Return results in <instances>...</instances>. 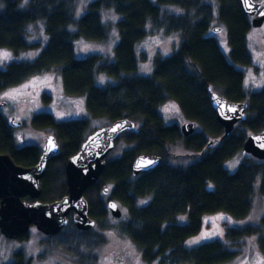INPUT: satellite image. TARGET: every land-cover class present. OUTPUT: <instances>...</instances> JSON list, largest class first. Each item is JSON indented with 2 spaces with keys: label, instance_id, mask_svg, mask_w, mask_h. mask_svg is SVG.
Listing matches in <instances>:
<instances>
[{
  "label": "trees",
  "instance_id": "16d2710c",
  "mask_svg": "<svg viewBox=\"0 0 264 264\" xmlns=\"http://www.w3.org/2000/svg\"><path fill=\"white\" fill-rule=\"evenodd\" d=\"M215 1L216 14L205 0H93L75 19L73 0H0V49L13 56L39 50L32 60L11 62L0 70V96L23 87L35 76L56 73L66 97L83 99L88 119L104 120L108 125L128 119L137 126L116 140L115 145L123 142L127 148L118 157L106 159L98 182L84 193L94 228L78 231L70 214L60 233L45 237V248L80 257L83 250L93 251L103 244L102 232L114 229L132 243L145 264H228L238 255L233 249L238 242L251 237L264 257V217L254 226L224 230V241L184 247L200 233L204 216L220 214L234 221L247 218L256 181L264 197V161L242 151L249 135L264 130V83L258 91H246L244 74L235 68L254 63L247 39L251 19L242 13L238 0ZM168 7L178 8L179 13L162 9ZM104 9L119 17L112 59L100 55L78 58L77 41L107 40ZM37 22L44 25L42 47L27 40L28 28ZM214 23L225 33L228 59L216 41L217 34L211 32ZM158 31L179 35L178 47L169 56L155 57L150 75H137L139 63L146 61L137 47ZM98 76L108 82L99 85ZM208 88L230 102L247 105L245 121L227 137L216 123ZM42 101L47 105L50 98L43 96ZM167 102L176 103L182 117L200 131L184 137L178 125H165L159 111ZM88 119L56 121L48 113L30 118L33 130L51 133L59 145L58 155L49 160L40 181V202L51 203L67 194L64 167L92 132ZM14 131L0 112V154L9 155L18 166L33 167L41 148L19 146ZM211 141L215 146L208 147ZM177 144L199 154L198 159L185 168L169 164L170 151ZM140 155L158 156L161 162L134 177L132 164ZM238 155L247 157L233 173L228 172L226 162ZM104 186L109 189L107 196L102 195ZM108 201L125 211V218L116 225L109 222ZM178 216H186L187 222L177 224ZM25 240L26 236L18 239ZM31 262L16 252L10 264Z\"/></svg>",
  "mask_w": 264,
  "mask_h": 264
},
{
  "label": "rangeland",
  "instance_id": "374dc122",
  "mask_svg": "<svg viewBox=\"0 0 264 264\" xmlns=\"http://www.w3.org/2000/svg\"><path fill=\"white\" fill-rule=\"evenodd\" d=\"M75 19L84 13L85 7L93 0H73ZM216 10L215 0H205ZM256 2L262 3V0ZM3 6L0 2V11ZM172 13H179L178 8H162ZM104 12V13H103ZM102 12V22L105 25L108 37L104 42H90L79 40L75 43V54L78 58L88 55H100L111 60L113 49L118 42V35L115 30V23L119 17L111 10L104 9ZM212 27H218L216 23ZM216 41L228 59V51L225 42V33L215 35ZM248 49L253 57V66L235 68L244 74V89L246 91H258L264 83V25L260 29L252 28L248 34ZM27 40L32 44H39L41 47L46 42L43 22L31 25L27 31ZM180 38L177 34L165 35L162 31L149 35L138 47L137 53L144 54L146 61L139 63L137 75L148 76L152 72V62L155 57L169 56L177 49ZM39 50L22 53L13 56L10 52L0 49V70H4L11 62L29 61L37 56ZM6 54V56H5ZM108 82L103 76L97 77V83L104 85ZM110 82V81H109ZM113 84V83H112ZM43 96H48L50 101L45 105ZM6 101L7 105L0 110L2 115L9 120L15 117L22 121L24 125L15 129L14 136L19 146L35 145L42 148L48 132H37L29 125L30 118L39 113H48L56 121L83 120L88 119L84 101L81 98H70L64 95L61 79L56 73H46L29 79L23 87L10 89L0 96V102ZM165 125L176 124L179 127L187 121L182 117L179 108L174 102L165 103L159 111ZM91 131L102 128L106 125L104 120H90ZM195 132L200 131L195 124ZM212 142V141H211ZM212 146H215L213 143ZM127 146L120 142L115 145L113 151L107 159L118 157ZM199 157L183 149L181 144L175 145L167 159V162L175 167L185 168L192 164ZM245 155H238L226 162L225 169L233 173L238 165L243 161ZM121 218L118 220L109 216V222L116 225L119 220L125 218V211L120 207ZM264 217V197L259 194L258 181L254 184V195L252 208L249 216L244 220L234 221L220 214L204 216L200 233L184 243L186 249H192L204 242L213 240H223V232L228 228H242L254 226L259 219ZM187 222L186 216H178L176 223L183 225ZM96 231V230H95ZM103 244L93 251L83 250L80 257L64 253L59 250H48L43 246L45 237L34 227H30L25 241L7 240L0 234V264H10L13 262V255L22 252L26 259H31V264H145L140 260V255L132 243L121 236L117 230L109 229L102 232ZM255 237L247 238L238 242V246L233 248L238 252L237 257L228 264H264V257L259 255L256 248ZM40 255L43 257L40 258ZM159 264V263H154ZM160 264H170L165 261Z\"/></svg>",
  "mask_w": 264,
  "mask_h": 264
},
{
  "label": "water",
  "instance_id": "95a60500",
  "mask_svg": "<svg viewBox=\"0 0 264 264\" xmlns=\"http://www.w3.org/2000/svg\"><path fill=\"white\" fill-rule=\"evenodd\" d=\"M262 1L259 3L253 0H238L242 13L250 17V24L254 29H260L264 25V0ZM211 32L219 34L221 28L214 27ZM207 96L215 112L216 123L223 129V136H229L239 123L245 121L247 105L242 102H230L210 88L207 89ZM6 105V101L0 102V110ZM8 125L18 129L23 126V122L11 117ZM136 128L132 121L121 119L88 134L76 154L65 164L67 194L51 203L40 202L39 198L40 181L45 174L47 163L59 153V145L53 135L45 137L41 156L33 167L18 166L9 155L0 154V234L7 240H18L27 236L30 227H34L44 237H53L67 226L70 214L78 231L88 232L93 229L95 222L88 215L84 193L98 182L116 140ZM179 128L182 136L188 137L194 133L195 124L186 122ZM212 144L209 142L208 147ZM242 151L250 158L264 161V130L258 135H249L243 143ZM160 162L161 158L158 156H137L132 164V175L136 177L149 172ZM108 190V187L104 186L102 195L107 196ZM25 198L30 201H25ZM106 209L113 219L121 218L120 207L114 201L106 202Z\"/></svg>",
  "mask_w": 264,
  "mask_h": 264
},
{
  "label": "snow or ice",
  "instance_id": "6c2138e0",
  "mask_svg": "<svg viewBox=\"0 0 264 264\" xmlns=\"http://www.w3.org/2000/svg\"><path fill=\"white\" fill-rule=\"evenodd\" d=\"M5 56H6V54H5ZM112 131H114V132H115V131H116V129H112ZM105 191H107V189H106ZM113 207H115V205H113Z\"/></svg>",
  "mask_w": 264,
  "mask_h": 264
},
{
  "label": "flooded vegetation",
  "instance_id": "af4514ba",
  "mask_svg": "<svg viewBox=\"0 0 264 264\" xmlns=\"http://www.w3.org/2000/svg\"><path fill=\"white\" fill-rule=\"evenodd\" d=\"M263 7H264V5H263ZM24 124V123H23ZM69 217V216H68Z\"/></svg>",
  "mask_w": 264,
  "mask_h": 264
}]
</instances>
